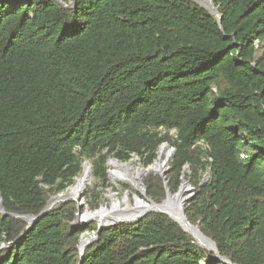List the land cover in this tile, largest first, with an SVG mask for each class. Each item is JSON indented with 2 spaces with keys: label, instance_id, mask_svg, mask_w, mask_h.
I'll list each match as a JSON object with an SVG mask.
<instances>
[{
  "label": "trees",
  "instance_id": "trees-1",
  "mask_svg": "<svg viewBox=\"0 0 264 264\" xmlns=\"http://www.w3.org/2000/svg\"><path fill=\"white\" fill-rule=\"evenodd\" d=\"M213 2L221 25L193 0H0L8 213L39 215L87 160L97 184L86 200L97 208L110 158L148 166L167 143L166 178L150 173L147 196L161 202L186 178L189 221L231 263L264 264V0ZM77 213L76 200L32 226L0 213V264H79L81 238L98 226L75 228ZM83 264L226 263L150 213L102 230Z\"/></svg>",
  "mask_w": 264,
  "mask_h": 264
},
{
  "label": "bare ground",
  "instance_id": "bare-ground-1",
  "mask_svg": "<svg viewBox=\"0 0 264 264\" xmlns=\"http://www.w3.org/2000/svg\"><path fill=\"white\" fill-rule=\"evenodd\" d=\"M202 5L212 8L211 0H197ZM172 156V150L168 147V145L164 144L160 147L158 152V157L156 161L148 166L135 165V158H132L128 162H120L115 158L110 159V176L113 181H124L133 185V187L137 189H142L143 184L142 180L145 175L149 172L154 173H162L165 171L168 161ZM93 181V171L92 165L87 160L84 162V168L82 173L77 177L76 182L68 187V189L50 200L49 205L55 206L59 203H63V199L68 198L69 200L81 199L88 188L89 184H92ZM189 188V183L186 178H184L183 185L178 194L170 193L167 200L161 205V208L165 211L176 214L178 211L177 205L183 196L187 195ZM189 193V192H188ZM127 194V193H126ZM68 201V200H67ZM0 206H1V197H0ZM156 204L142 199L136 194L135 203L131 202L129 195L125 196L122 200L118 197L113 198L112 206H102V208L96 211L87 210L85 212H80L78 215V223L86 224L92 220H95L97 223L101 225H111L116 222L114 217H123L126 220H130L129 217L140 213L149 208H155ZM90 236H83V243L88 241ZM202 246H207L208 250L211 254H215V246L210 241H205L203 238L198 237L196 239ZM206 244V245H205Z\"/></svg>",
  "mask_w": 264,
  "mask_h": 264
},
{
  "label": "water",
  "instance_id": "water-1",
  "mask_svg": "<svg viewBox=\"0 0 264 264\" xmlns=\"http://www.w3.org/2000/svg\"><path fill=\"white\" fill-rule=\"evenodd\" d=\"M211 4H212V8H208L206 6H203L205 7L209 12H211L212 14H214L217 19H218V22L219 24L221 25L222 23V15L220 14V12L218 11V8L215 6L213 0H211ZM116 160H118L117 158H115ZM161 174V176L165 179L166 178V173L165 171L162 172V173H159ZM209 173H207L203 179V183L207 182V180L209 179ZM184 182V180H183ZM189 183V181H188ZM183 183L181 184V187H182ZM180 187V189H181ZM143 189V192H144V195L147 197L146 195V190L144 187H142ZM179 189V191H180ZM193 190L192 187L189 186L188 188V191H191ZM176 192V194L179 193ZM167 192V195H166V198L163 199L161 202H156L155 200L147 197V199L153 203L156 204V207L155 208H149L147 210H144L140 213H137L131 217H129L130 220H126L125 218L123 217H114L116 219V222L114 224H111V225H101L98 223V230L93 232V235L90 236L89 240L84 242L82 241V238H81V241H80V256H81V261L79 264H83L84 263V255H85V251L86 249L91 245L93 244L95 241H97L99 239V235H100V232L102 230H104L105 228H108L110 226H115V225H122V224H131V223H138L140 222L146 215L150 214V213H163V214H166L168 215L169 217H171L173 220H175L177 223H179L181 225V227L188 233L190 234L195 240L198 239V237H201L203 238L205 241H210L214 244L215 246V250H214V253H215V257L217 260H220L226 264H233L231 263V261L222 256L221 252L219 251V248L217 247L216 243L213 241L212 238H210L209 236H207L201 229H200V226L199 224H193L189 221V219L187 218L186 216V213H185V204H186V201L190 198V196L186 195V196H183L182 199L180 200L179 204L177 205L178 207V211L176 212V214H171L167 211H165L164 209L161 208V205L167 200L168 196L170 193H172L170 191L169 188H167L166 190ZM175 194V193H173ZM0 197H1V206H0V213L4 214V215H13V216H16V217H22L23 219L27 220L29 222V225L32 226L34 225L35 223H37L43 216H45L46 214H48L54 207H55V204L54 205H49L50 203L47 204V206L45 207V209L39 214V215H18V214H12V213H8L5 209H4V206H3V201H2V196L0 194ZM69 200L68 198H65L63 199V201H67ZM76 201H78V213H77V218L74 222V226L75 228H79L83 225H86V224H79L78 223V215L80 214L81 212V209H82V206L84 205V201H83V197L81 199H76ZM50 202V201H49ZM102 208V207H101ZM196 242L198 244H200L197 240ZM201 245V244H200ZM206 245V244H205ZM202 246V245H201ZM6 247V244H2L0 246V249L1 248H4ZM203 247H207V246H203ZM208 249V248H206Z\"/></svg>",
  "mask_w": 264,
  "mask_h": 264
},
{
  "label": "rangeland",
  "instance_id": "rangeland-1",
  "mask_svg": "<svg viewBox=\"0 0 264 264\" xmlns=\"http://www.w3.org/2000/svg\"><path fill=\"white\" fill-rule=\"evenodd\" d=\"M193 1H195L196 3H198L199 5H201V6H204V5H202V3H200L199 1H197V0H193ZM171 134L174 136V137H176V131H171ZM164 145V144H163ZM166 145H168V147L172 150V156H173V153H174V148L173 147H171L169 144H167L166 143ZM159 150H160V148H159ZM159 150H158V152H159ZM172 156L170 157V159L172 158ZM157 157H158V153H157ZM157 157H156V159H157ZM112 158H114V157H112ZM112 158H110V159H112ZM132 158H135L136 160H135V162H134V164L135 165H141V166H147L146 165V159H144V158H142V157H140V156H138V155H133L129 160H127V161H121V160H119L120 162H128V161H130ZM110 159L108 160V163H107V166H108V171H109V178H110V187L109 188H102V187H100L99 189H98V191H100V194H101V198H100V206L99 207H97V208H92V207H90V205L87 203V200H86V196L88 195V193H89V190L90 189H95V185L97 184V180H96V178H95V176H94V174H93V181H92V184H89V186H88V188L86 189V191H85V193H84V195H83V201H84V205H83V209L81 210L82 212H85V211H87V210H90V211H96V210H98V209H100L102 206H109V207H111L112 206V202H113V198L114 197H118V198H120V199H124L125 198V196H127V195H129V198H130V200H131V202H133V203H135V199H136V194L139 196V197H141L142 199H145V200H147L148 201V199H147V197L144 195V192H143V189H137V188H135V187H133V185H131L130 183H127V182H124V181H118V182H115V181H113L112 180V178H111V176H110V165H109V162H110ZM156 159L153 161V163L156 161ZM170 159H169V161H168V165H167V167H166V169H165V173L169 170V162H170ZM90 163H91V165H92V171H93V163H92V160H88ZM152 164V163H151ZM150 165V164H149ZM83 168H84V164H83ZM186 171L187 172H190L189 171V168H187L186 169ZM150 173H154V172H149L147 175H145L144 177H143V180H142V184H143V187L145 188V190H146V187H145V184H144V180L148 177V175L150 174ZM155 174H159V173H155ZM206 175V174H205ZM204 179V178H203ZM76 180H77V178L75 179V182H76ZM183 180H184V178H183ZM187 181H189V180H187ZM74 182V183H75ZM183 183V182H182ZM73 185V184H72ZM189 186L190 187H192L193 188V186L190 184V181H189ZM70 187V186H69ZM68 189V188H67ZM66 191V190H65ZM189 192V193H188ZM187 192V195L188 196H192L193 194H194V188H193V190H191V191H188ZM127 193V194H126ZM146 195H147V193H146ZM53 197H55V196H53ZM52 197V198H53ZM51 198V199H52ZM50 201V200H49ZM92 223H95L97 226H98V223L95 221V220H92V221H90V222H88V223H86V225H83V226H81V227H85V226H87V225H89V224H92ZM93 235V232H91V231H87V232H85L84 234H83V236H92ZM83 236H82V238H83ZM213 254V253H212ZM214 255V254H213Z\"/></svg>",
  "mask_w": 264,
  "mask_h": 264
}]
</instances>
